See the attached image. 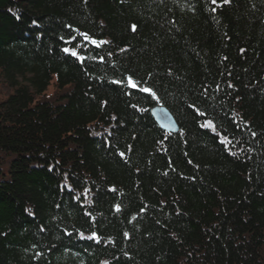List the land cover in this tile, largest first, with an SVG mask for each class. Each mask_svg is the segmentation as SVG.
<instances>
[{
  "label": "trees",
  "instance_id": "obj_1",
  "mask_svg": "<svg viewBox=\"0 0 264 264\" xmlns=\"http://www.w3.org/2000/svg\"><path fill=\"white\" fill-rule=\"evenodd\" d=\"M0 86V264H264V0H0Z\"/></svg>",
  "mask_w": 264,
  "mask_h": 264
},
{
  "label": "snow or ice",
  "instance_id": "obj_2",
  "mask_svg": "<svg viewBox=\"0 0 264 264\" xmlns=\"http://www.w3.org/2000/svg\"><path fill=\"white\" fill-rule=\"evenodd\" d=\"M229 0H223V3H228ZM213 4H217V0H212ZM212 11H216V8H213ZM68 27H71L70 25ZM137 30V26L136 25H132V31H136ZM79 31V30H76ZM85 41H89L91 44H93L96 47H100L101 45L107 43V41H97L96 39H92L89 37L88 33H80ZM61 39L63 40L64 38L61 37ZM72 39H75V37H72ZM65 43H71V40L65 41ZM65 53H70V55H72L73 57H77L81 63L84 62V60L86 59L84 56L79 55L78 52L76 50L70 49L69 47H65L62 49ZM244 51V50H241ZM104 57H100V60L103 61ZM112 83L117 84V85H123L125 88H131L133 90H136L138 92L141 93H146L149 96H151L153 99L159 101V97L157 95V93L155 92L154 89L150 88V87H145L142 86V84L140 82H138L133 76L129 75L127 76L126 80L125 79H121V80H115L112 81ZM229 87H232L231 84H229ZM197 116H204L205 113L203 112H199V110H197V112L195 113ZM201 127L203 128H211L213 129V131H216L215 126L213 124L212 120H206L205 123L201 124ZM253 136H255V133H253ZM222 144H225V146H227V144L231 143V141L228 140L227 137H224V139H222L220 141ZM119 156L121 158L125 157V153L120 152ZM189 163H191V161H189ZM69 191H71V189H68ZM111 191H115V189H112ZM116 211L119 212L120 208L119 206L116 207ZM43 230V229H42ZM127 235V233L125 234ZM90 239H95L97 242H99V238L97 236V233H92V236L89 237Z\"/></svg>",
  "mask_w": 264,
  "mask_h": 264
},
{
  "label": "water",
  "instance_id": "obj_3",
  "mask_svg": "<svg viewBox=\"0 0 264 264\" xmlns=\"http://www.w3.org/2000/svg\"><path fill=\"white\" fill-rule=\"evenodd\" d=\"M150 114L161 129L173 133L177 131L175 120L165 107L157 105L150 109Z\"/></svg>",
  "mask_w": 264,
  "mask_h": 264
},
{
  "label": "rangeland",
  "instance_id": "obj_4",
  "mask_svg": "<svg viewBox=\"0 0 264 264\" xmlns=\"http://www.w3.org/2000/svg\"><path fill=\"white\" fill-rule=\"evenodd\" d=\"M1 87V86H0ZM1 89V88H0ZM53 91V84L51 83L48 88H47V91H46V94L47 95H50Z\"/></svg>",
  "mask_w": 264,
  "mask_h": 264
}]
</instances>
